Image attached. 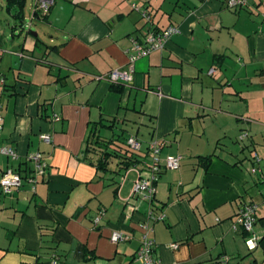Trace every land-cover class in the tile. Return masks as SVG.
<instances>
[{
	"label": "crops",
	"instance_id": "1",
	"mask_svg": "<svg viewBox=\"0 0 264 264\" xmlns=\"http://www.w3.org/2000/svg\"><path fill=\"white\" fill-rule=\"evenodd\" d=\"M244 2L230 8L226 0H55L38 18L34 2L24 0L19 22L17 6L0 0L1 137L18 154L15 160L0 155V177L7 167H23L30 153L41 152L47 163L34 192L25 183L9 195L0 190V264H140L134 255L147 199L133 196L132 186L146 149L137 152V167L119 169L112 158V171L105 172L88 161L97 155L87 158L84 151L93 122L112 125L100 126L109 131L101 136L118 137L116 143L133 135L123 132L134 122L129 108L146 116L142 123L149 139L161 143L160 154H181L179 168L162 169L155 181L151 208L164 217L151 225L153 255L162 264H264V165L249 171L255 145L236 150L218 145L219 137L214 145H181L185 135H205L212 115L219 132L230 126L233 135L253 132L250 122L237 124L226 114H250L248 88L264 90V0ZM133 3L150 14L153 26L173 24L179 32L137 59L131 80L114 83L116 91L96 77L126 69L129 37L148 29ZM139 95L144 100L137 110ZM53 113L60 119L53 121ZM41 133L50 135L49 143ZM170 134L177 144L165 147ZM245 202L256 204L249 233L235 225ZM100 209L104 215L93 228ZM115 229L129 239L111 243ZM252 235L258 237L254 248L247 243Z\"/></svg>",
	"mask_w": 264,
	"mask_h": 264
},
{
	"label": "built area",
	"instance_id": "2",
	"mask_svg": "<svg viewBox=\"0 0 264 264\" xmlns=\"http://www.w3.org/2000/svg\"><path fill=\"white\" fill-rule=\"evenodd\" d=\"M55 0H34L33 15L38 18H44L52 6ZM244 0H226V5L230 8H237L244 6ZM132 9L139 12L141 17L148 24V29L143 32L142 36L129 37V44L125 51L127 52V68L112 69L108 71L105 75L97 76L96 78H105L110 83H117L119 81L129 82L131 80L133 72L134 62L155 50H161L165 46V42L174 34L179 32L176 25L168 24L162 28H157L152 24V18L150 14L143 8H139L136 4H131ZM53 121L60 119L57 113H53L51 116ZM2 131V116L0 114V155H4L11 160L17 159L18 154L13 147L3 143L1 137ZM247 134L242 133L240 138L245 137ZM41 141L49 143L51 138L48 133H41L39 135ZM126 145L133 151H139L140 143L134 135H129L126 138ZM161 149V144L158 141L150 142L147 144V164H143L145 167L139 170L138 176L135 178L132 186V195L140 196L147 199L149 202V209L147 211V219H153L154 221L162 220L163 213H155L151 208L152 199L155 193V181L157 180V174L162 169H177L180 165L181 155H168L166 158L161 160L159 158V153ZM258 160V159H257ZM25 161H30L32 163L31 167L26 166V170L18 171L13 167H7L0 177V190L3 194H12L15 190L20 188L24 183L31 184V191H35V184L38 179L42 177L45 173L47 163L41 152L30 153L25 156ZM137 167V165H133ZM252 172H259L260 169L253 168ZM256 204L254 202L243 203L237 211L235 217V225L244 232H251L252 227L256 222ZM104 209H100L92 218V226L96 228L104 215ZM141 230V239L138 248L135 251L134 257L141 261V264H162L160 259L153 255L154 241L149 237V233L152 228L149 222L141 221L138 224ZM129 239L128 232L115 229L110 232L109 241L111 243H119ZM258 237L252 235L247 240L250 248H254L257 245ZM175 247L176 244H171ZM49 264H56L53 259Z\"/></svg>",
	"mask_w": 264,
	"mask_h": 264
},
{
	"label": "rangeland",
	"instance_id": "3",
	"mask_svg": "<svg viewBox=\"0 0 264 264\" xmlns=\"http://www.w3.org/2000/svg\"><path fill=\"white\" fill-rule=\"evenodd\" d=\"M28 2L32 3V2H34V0H28ZM27 19H28V9L26 10V17H25V23L24 24H26V22L27 23L29 22ZM32 23L30 25H32V27H33L34 24H32ZM26 29H27V26L24 28V30H26ZM24 30H22V31H24ZM256 85H258V84L256 83ZM248 89L250 92V94H249L250 100L247 101V105L249 106V109L251 111H253L254 113L251 112L249 114V113L245 112L243 117H242V116L236 115L234 113V112H238L237 110L229 109V111H231V113H226V114H230L231 116L237 118V120L235 119L237 124L243 123L244 121L250 122L249 124L253 127V132L251 131L252 132L251 135H249L248 129H245V128L242 130H239L237 135H233V134H236L237 131H235V133H233V128L231 126L229 128H227L226 131L222 130V132H219V130H217L216 128L215 129L213 128V127H215L216 120H215V118H213V115H212L211 117H208L209 121L205 125V128H204L206 131L205 135L202 136V135H198L197 133H193L189 137H187L188 135H185L182 138L181 145L183 147H185L186 145H192L193 148L196 147L197 145H205V146L214 145L216 138H218V137L220 138L219 139L220 143L218 145H229L232 147L235 146L236 150L241 145H255V152H253L254 153L253 155H255L253 158L254 163H253V166L251 165V167L249 168V171L253 174H256L258 171L252 172L251 170L253 168L260 169L259 166L257 167L258 163L261 164L262 166L264 165V158H262V156H263L262 152L264 149L263 148L264 147L263 146L264 145V90H261L260 92L256 91L254 93V92H252L254 89L253 87H249ZM142 100H144V95H139V97L136 100L135 109L138 110L139 105L141 104ZM145 105L146 104H144V107H145ZM156 105H157V103L154 101V105L152 107H155ZM128 113H132V115L134 117V122H129L127 124V126L125 127V128H127V131L125 130L123 132L125 134H127V132H130V133H133V135L136 132L137 135L135 134V136L138 139V142L140 143V145H139L140 149L139 150L144 151L147 148V144H149L150 142H155V141H157V139L156 138L149 139L150 138L149 137L150 135L148 133L149 128L146 127L144 123H142L144 120H146V118H145L146 116H144V115L141 116V115L136 114L137 112L135 113L134 110H132V108H129ZM247 116H252V117L250 118ZM135 130H137V131H135ZM108 132L109 131L106 128L102 127L100 130V135H108ZM118 132L120 133V131H118ZM242 133H246L247 135L245 137H242V139H238V138H240V135H242ZM201 137H203L204 140H201L202 139ZM170 138H172V134H170V136H168V137L166 136L163 139L165 142V147H167L169 145H170L169 147H171V146L177 144L176 142L171 141ZM251 139H253V143L251 142ZM170 141L172 142L171 144L169 143ZM163 146L164 145L162 144V147ZM227 150H229V149H227ZM217 151L220 152V149L217 148ZM177 154L178 153L168 154V155H177ZM168 155H162L159 153L158 156L161 160H163ZM178 155H181V154H178ZM26 165L31 167L32 163L30 161H27ZM166 170H170V169H166ZM174 170H176V169H174ZM25 184H27L29 186L28 190L31 191V187H30L31 184H29V183H25ZM145 202L147 203V211H148L149 202H148V200H146ZM146 215H147V213H146ZM146 220L150 223L151 228H152L151 225L153 223L159 221V220L154 221L153 219H147V217L145 216L144 220H142V221H146ZM140 223H141V221H140ZM151 232H152V230H151ZM135 260L141 264L140 260H138V259H135Z\"/></svg>",
	"mask_w": 264,
	"mask_h": 264
},
{
	"label": "trees",
	"instance_id": "4",
	"mask_svg": "<svg viewBox=\"0 0 264 264\" xmlns=\"http://www.w3.org/2000/svg\"><path fill=\"white\" fill-rule=\"evenodd\" d=\"M23 1L24 0H7L8 6H14V5L17 6V10L14 16L17 19H19V22L22 20L21 7H22ZM111 88L116 91L120 90V87L115 86L114 83H111ZM113 120L114 119H111L110 121L112 122ZM97 124H100V125H97ZM100 126L111 128L112 125H105L100 122H93V124H91L88 129L87 137L85 140V149H84L85 155L87 156V158H88V155H87L88 153L97 155L96 160L94 162L92 160H88L91 164L95 166L97 171L105 172V171L110 170L108 167V164L112 158L117 159L119 169H122V170L130 166H133L135 164H138L139 162L142 161V159L139 158L138 156L139 154L137 153V151L131 150L126 145V140L124 142L120 141L119 143H116L115 141L119 140L118 137L111 136L109 138H105L101 136L100 131H99L101 128ZM145 157H147V151H146ZM208 158H209L208 156L203 157L205 166L207 165ZM142 162L147 164V161H142ZM23 165H24L23 167H17L15 169L18 171L26 170V166H27L26 161L23 162ZM119 169L115 171L118 172ZM160 172L157 174V178ZM242 231L243 233H245L244 230Z\"/></svg>",
	"mask_w": 264,
	"mask_h": 264
},
{
	"label": "water",
	"instance_id": "5",
	"mask_svg": "<svg viewBox=\"0 0 264 264\" xmlns=\"http://www.w3.org/2000/svg\"><path fill=\"white\" fill-rule=\"evenodd\" d=\"M26 26L25 25H21V30H24V28H25Z\"/></svg>",
	"mask_w": 264,
	"mask_h": 264
}]
</instances>
